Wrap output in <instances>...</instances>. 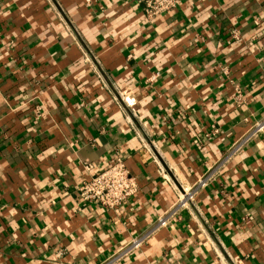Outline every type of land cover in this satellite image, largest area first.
Returning a JSON list of instances; mask_svg holds the SVG:
<instances>
[{
	"label": "crops",
	"instance_id": "0c3cea01",
	"mask_svg": "<svg viewBox=\"0 0 264 264\" xmlns=\"http://www.w3.org/2000/svg\"><path fill=\"white\" fill-rule=\"evenodd\" d=\"M262 119L264 0H0V264H264ZM115 150L136 193L81 200Z\"/></svg>",
	"mask_w": 264,
	"mask_h": 264
},
{
	"label": "built area",
	"instance_id": "2783aa9c",
	"mask_svg": "<svg viewBox=\"0 0 264 264\" xmlns=\"http://www.w3.org/2000/svg\"><path fill=\"white\" fill-rule=\"evenodd\" d=\"M144 4L145 15L148 19L174 11L181 4L182 0H141ZM235 36V33H233ZM231 98L235 104L243 101L242 88L240 86L233 87ZM37 114L43 112L41 107L36 108ZM264 135V119L256 121L246 129V131L233 142L231 148L226 154V158L241 151L250 141ZM88 165L86 168L89 169ZM206 177L200 178L188 190L183 191L176 203L172 205L165 213L160 216L156 223V228L165 226L170 220L179 219L182 209L186 208L193 201L198 191L205 185ZM137 182L134 176L128 171L121 153L117 150L113 151L105 167L80 185L78 189L79 198L87 202L98 203L101 207L113 209L122 206L136 193ZM244 220V219H243ZM144 238H137L121 247L118 251L111 254L98 264H117L124 260L131 253L139 249L144 243Z\"/></svg>",
	"mask_w": 264,
	"mask_h": 264
}]
</instances>
